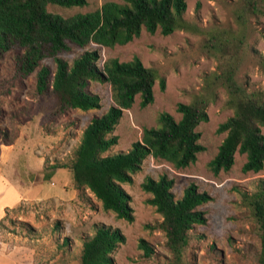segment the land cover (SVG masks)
Here are the masks:
<instances>
[{
  "label": "rangeland",
  "instance_id": "374dc122",
  "mask_svg": "<svg viewBox=\"0 0 264 264\" xmlns=\"http://www.w3.org/2000/svg\"><path fill=\"white\" fill-rule=\"evenodd\" d=\"M104 1L87 0L82 7L48 4L47 9L66 17L94 10ZM238 2L186 0L184 19L193 25V29L175 30L169 35L158 31L151 34L143 29L138 37L124 45L105 47L90 42L79 47L69 44L68 51L58 54L71 63L85 50H95L98 66L109 57L128 61L138 56L145 66L156 69L165 79L163 90L158 81L155 82L151 104L141 107L137 95L133 105L123 110L113 131L118 141L108 153L128 150L132 142L141 138L143 128L157 126L161 112H168L178 120L177 103H187L203 91L207 77L218 71V56L222 53L212 51L207 45L212 29L220 30L224 40L226 34L234 36L225 52L231 54L236 45L238 81L247 90L264 89V70L259 63L264 56V15H250L238 21L235 15ZM16 53V49H11L0 56V174L12 176L9 182L22 187L16 185L20 190L35 193L44 181L45 166L57 160L70 161L83 129L94 116L103 114L113 101L108 83L90 81L88 89L99 96V108L69 109L53 116L51 98L36 91V73L41 65H48L53 71L54 59H42L33 72L23 77L15 71ZM226 100L225 89L216 86L214 97L207 106L208 120L197 126L201 134L199 142L205 149L197 154L194 163L177 169L148 155L140 170L132 175V182L122 184L130 196L132 222L105 211L87 189L73 200H21L6 208L0 219V264H78L82 238L91 235L96 224L118 227L125 235V242L113 253V264H165L170 254L165 246L164 232L156 226L146 227V224L155 225L161 216L147 203L150 193L141 188L146 177L157 178L161 174L173 179L171 191L175 198H179L191 182L199 191L211 196L208 202L199 206L205 213V224L195 225L189 232L190 241L185 249L187 264H259L258 229L248 209L240 204L238 190L253 191L257 181L264 179V166L258 172H244L242 165L246 157L238 152L228 171L214 174L208 165L225 135L217 131L218 125L233 113ZM13 176L18 178L13 179ZM65 181H72V173L68 169L55 171L40 190H57ZM2 184L0 206L10 205L18 198L17 192L5 188L8 186L4 179ZM33 193L27 194L32 197ZM21 222L30 224L32 230ZM140 238L151 244L153 254L143 255L138 247Z\"/></svg>",
  "mask_w": 264,
  "mask_h": 264
},
{
  "label": "trees",
  "instance_id": "16d2710c",
  "mask_svg": "<svg viewBox=\"0 0 264 264\" xmlns=\"http://www.w3.org/2000/svg\"><path fill=\"white\" fill-rule=\"evenodd\" d=\"M48 4L62 7H82L87 0H0V56L16 49L15 71L20 76L33 72L44 58H53L55 69L41 65L36 73V91L51 98V115L69 109L87 111L100 107V98L88 89L90 81L108 83L113 104L101 115L94 116L81 133L70 161L57 160L44 168L45 180L59 169L72 173V185L78 193L89 190L100 201L105 211L114 212L117 218L134 220L130 196L123 183H131L132 175L140 170L148 156L164 160L174 168H185L194 163L205 148L199 142L197 126L208 120L207 106L214 97L216 86L227 94L226 105L233 110L231 116L218 125L217 131L225 133L216 154L209 161L214 174L228 171L234 164L235 153L245 154L244 172H258L264 166V89L247 90L236 77V56L225 52L231 34L212 29L207 45L212 51H221L218 71L206 82L203 91L185 103L179 102L176 120L168 112L157 117L156 127L143 128L139 140L132 142L126 151L108 153L118 141L113 133L122 112L129 109L138 95L139 105L146 107L154 100L156 81L161 90L165 79L156 69L147 67L138 56L128 61L109 57L98 66L95 50H85L71 63L60 52L68 51L69 44L84 47L90 42L114 47L124 45L141 31L169 35L175 30L193 29L184 19L186 0H106L100 7L78 12L71 16L51 12ZM236 19L264 15V0H239L235 9ZM264 70V56L260 58ZM173 179L166 174L157 178L146 177L141 183L143 191L150 193L147 203L155 208L161 220L155 225L164 232L165 246L170 254L165 264H187L185 249L190 241V230L205 224L206 217L199 206L211 196L189 183L179 198L171 188ZM240 204L245 206L259 235L258 263L264 264V179L257 181L253 191L238 190ZM29 230L27 222H21ZM125 242V235L118 227L96 224L91 235L82 238L78 264H113V253ZM138 247L148 257L154 249L144 238Z\"/></svg>",
  "mask_w": 264,
  "mask_h": 264
},
{
  "label": "crops",
  "instance_id": "0c3cea01",
  "mask_svg": "<svg viewBox=\"0 0 264 264\" xmlns=\"http://www.w3.org/2000/svg\"><path fill=\"white\" fill-rule=\"evenodd\" d=\"M61 170V169H59ZM58 171V170H57ZM2 173L0 174V186L3 185L2 184V179H4L6 185L8 187V189H13L17 192L18 198L16 199V201L10 205H2L0 206V219L3 217L4 215V211L6 208H10L13 207L15 204L19 203V201L21 200H26V199H35V198H39V199H43V198H52V199H64V198H69V200H73L75 199L76 195L78 194V191L73 187L72 185V181L69 183V181H65L62 185V188H59L57 190L51 191V192H42V190H40L43 186V184H45L46 182H48L49 180H51L52 175L50 176L49 179L45 180L40 184V187L37 188V190L35 191V193L32 192V190L30 192H27L24 190H20L18 186L15 182L10 183L9 179H12V176L8 175V174H4L3 176H1ZM18 178L17 176H13V179ZM52 183V182H51ZM18 187H17V186ZM4 186V185H3ZM22 188V187H20ZM24 189V188H23ZM33 193L32 197L29 196V194L27 193ZM68 200V199H67Z\"/></svg>",
  "mask_w": 264,
  "mask_h": 264
}]
</instances>
